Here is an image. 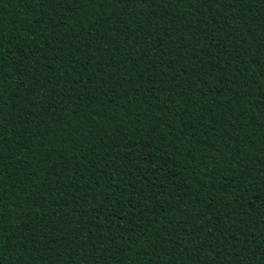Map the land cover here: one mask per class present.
Segmentation results:
<instances>
[{"label":"trees","instance_id":"trees-1","mask_svg":"<svg viewBox=\"0 0 264 264\" xmlns=\"http://www.w3.org/2000/svg\"><path fill=\"white\" fill-rule=\"evenodd\" d=\"M0 264H264V0H0Z\"/></svg>","mask_w":264,"mask_h":264}]
</instances>
